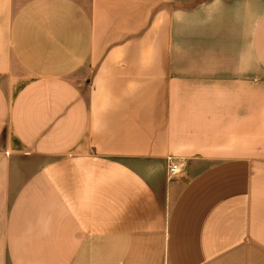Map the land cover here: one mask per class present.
Returning a JSON list of instances; mask_svg holds the SVG:
<instances>
[{
	"label": "crops",
	"instance_id": "obj_1",
	"mask_svg": "<svg viewBox=\"0 0 264 264\" xmlns=\"http://www.w3.org/2000/svg\"><path fill=\"white\" fill-rule=\"evenodd\" d=\"M0 264H264V0H0Z\"/></svg>",
	"mask_w": 264,
	"mask_h": 264
},
{
	"label": "built area",
	"instance_id": "obj_2",
	"mask_svg": "<svg viewBox=\"0 0 264 264\" xmlns=\"http://www.w3.org/2000/svg\"><path fill=\"white\" fill-rule=\"evenodd\" d=\"M183 172L184 169L178 163H173L169 168V173L172 176L182 174Z\"/></svg>",
	"mask_w": 264,
	"mask_h": 264
}]
</instances>
